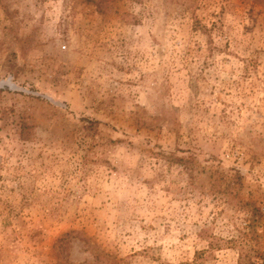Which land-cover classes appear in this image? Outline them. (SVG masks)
Listing matches in <instances>:
<instances>
[{"label":"rangeland","instance_id":"obj_1","mask_svg":"<svg viewBox=\"0 0 264 264\" xmlns=\"http://www.w3.org/2000/svg\"><path fill=\"white\" fill-rule=\"evenodd\" d=\"M0 264H264V0H0Z\"/></svg>","mask_w":264,"mask_h":264},{"label":"trees","instance_id":"obj_2","mask_svg":"<svg viewBox=\"0 0 264 264\" xmlns=\"http://www.w3.org/2000/svg\"><path fill=\"white\" fill-rule=\"evenodd\" d=\"M94 1V0H93Z\"/></svg>","mask_w":264,"mask_h":264}]
</instances>
